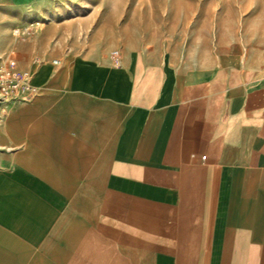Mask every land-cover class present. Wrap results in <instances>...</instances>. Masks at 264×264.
<instances>
[{
  "label": "crops",
  "instance_id": "0c3cea01",
  "mask_svg": "<svg viewBox=\"0 0 264 264\" xmlns=\"http://www.w3.org/2000/svg\"><path fill=\"white\" fill-rule=\"evenodd\" d=\"M57 6L0 0V264H264V40L56 57Z\"/></svg>",
  "mask_w": 264,
  "mask_h": 264
},
{
  "label": "rangeland",
  "instance_id": "374dc122",
  "mask_svg": "<svg viewBox=\"0 0 264 264\" xmlns=\"http://www.w3.org/2000/svg\"><path fill=\"white\" fill-rule=\"evenodd\" d=\"M56 1L60 13L26 28L47 30L45 46L56 57L163 49L204 60L233 38L264 40V0Z\"/></svg>",
  "mask_w": 264,
  "mask_h": 264
},
{
  "label": "built area",
  "instance_id": "2783aa9c",
  "mask_svg": "<svg viewBox=\"0 0 264 264\" xmlns=\"http://www.w3.org/2000/svg\"><path fill=\"white\" fill-rule=\"evenodd\" d=\"M112 54L118 56L119 50H113ZM54 62L58 63L59 60L54 59ZM36 91V86L26 78L24 73L8 68L0 70V101L2 98L4 100H29Z\"/></svg>",
  "mask_w": 264,
  "mask_h": 264
}]
</instances>
